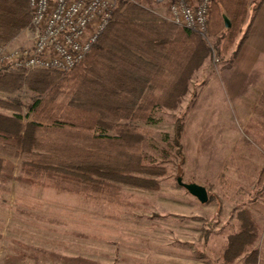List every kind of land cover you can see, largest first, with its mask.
<instances>
[{
    "label": "trees",
    "instance_id": "obj_1",
    "mask_svg": "<svg viewBox=\"0 0 264 264\" xmlns=\"http://www.w3.org/2000/svg\"><path fill=\"white\" fill-rule=\"evenodd\" d=\"M263 3L210 0L207 36L203 37L137 2L116 0L109 23L73 68L64 72L1 70V93L26 88L33 97L27 103L18 97H0V108L10 111L0 112V193L9 192V182L16 181L56 186L93 201L123 206L129 205L123 184L158 189L166 169L143 150L151 130L136 122L154 124V110L177 109L191 78L206 60L223 69L231 67ZM224 16L229 19L228 28ZM29 23L27 0H0L1 44H9ZM197 96L193 91L188 108ZM252 113L250 121H256L264 145V88ZM184 116L174 122L177 146ZM256 156L264 161V149L258 150L244 136L234 144L225 164L247 176L256 174L259 189L250 206L264 212V164L250 161ZM236 217L239 226L229 234L222 260L230 264L245 254L244 264H256L258 249H248L257 239L259 226L249 207L236 211ZM207 234L204 231V238ZM62 258L89 263L81 257Z\"/></svg>",
    "mask_w": 264,
    "mask_h": 264
},
{
    "label": "rangeland",
    "instance_id": "obj_2",
    "mask_svg": "<svg viewBox=\"0 0 264 264\" xmlns=\"http://www.w3.org/2000/svg\"><path fill=\"white\" fill-rule=\"evenodd\" d=\"M130 1L169 20V5L176 0ZM28 28L7 45L30 46L33 39ZM222 69L221 64L206 60L191 78L177 109L154 110V124L136 122L151 130L143 150L165 167L166 174L159 178L156 190L121 185L129 205L93 201L56 186L9 182V192L0 193V264H226L222 253L229 234L238 229L236 211L243 206L250 208L259 226L248 251L257 248L256 264H264V212L250 206L259 189L256 174L247 176L225 164L234 144L244 136L260 151L264 145L256 121H250L253 113L247 107L251 103H239L228 95ZM193 91L198 96L188 108ZM0 96L27 103L33 94L23 88ZM182 113L184 127L177 146L174 122ZM250 161L264 164L257 156ZM14 162L17 167L18 160ZM177 177L205 186L208 201L199 202L177 183ZM257 201L262 203L263 198ZM64 256L89 263L71 262ZM244 259L245 254L230 264H244Z\"/></svg>",
    "mask_w": 264,
    "mask_h": 264
},
{
    "label": "built area",
    "instance_id": "obj_3",
    "mask_svg": "<svg viewBox=\"0 0 264 264\" xmlns=\"http://www.w3.org/2000/svg\"><path fill=\"white\" fill-rule=\"evenodd\" d=\"M30 46L0 43V71L48 69L67 71L88 53L109 23L116 0H27ZM210 0L169 5V20L206 34Z\"/></svg>",
    "mask_w": 264,
    "mask_h": 264
},
{
    "label": "crops",
    "instance_id": "obj_4",
    "mask_svg": "<svg viewBox=\"0 0 264 264\" xmlns=\"http://www.w3.org/2000/svg\"><path fill=\"white\" fill-rule=\"evenodd\" d=\"M221 77L228 95L239 103H251L246 109L252 111L264 88V3L233 65L222 69Z\"/></svg>",
    "mask_w": 264,
    "mask_h": 264
},
{
    "label": "water",
    "instance_id": "obj_5",
    "mask_svg": "<svg viewBox=\"0 0 264 264\" xmlns=\"http://www.w3.org/2000/svg\"><path fill=\"white\" fill-rule=\"evenodd\" d=\"M224 25L225 27L230 26V22L227 16H224ZM177 183L186 189L192 196L196 197L199 202L205 203L208 201V192L205 186L197 184L195 182H184L181 177H177Z\"/></svg>",
    "mask_w": 264,
    "mask_h": 264
}]
</instances>
